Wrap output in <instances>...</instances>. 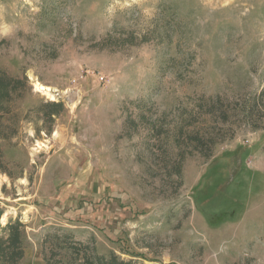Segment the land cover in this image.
Here are the masks:
<instances>
[{
	"label": "rangeland",
	"instance_id": "1",
	"mask_svg": "<svg viewBox=\"0 0 264 264\" xmlns=\"http://www.w3.org/2000/svg\"><path fill=\"white\" fill-rule=\"evenodd\" d=\"M0 78V264H264V0H0Z\"/></svg>",
	"mask_w": 264,
	"mask_h": 264
},
{
	"label": "trees",
	"instance_id": "2",
	"mask_svg": "<svg viewBox=\"0 0 264 264\" xmlns=\"http://www.w3.org/2000/svg\"><path fill=\"white\" fill-rule=\"evenodd\" d=\"M6 83H7L6 81H3V78H0V84H6ZM20 240H21L20 237L17 235V230H15L14 237L12 238L11 242H9L10 244L7 247L10 248V246H12L14 251H16V252L23 251L21 249V241ZM97 261H98L99 264H134L132 262H128V263L127 262H118L117 263V260H115V259H109L108 260V259H101V258L98 259L97 258ZM89 264H94V262L90 261Z\"/></svg>",
	"mask_w": 264,
	"mask_h": 264
},
{
	"label": "bare ground",
	"instance_id": "3",
	"mask_svg": "<svg viewBox=\"0 0 264 264\" xmlns=\"http://www.w3.org/2000/svg\"><path fill=\"white\" fill-rule=\"evenodd\" d=\"M35 86H36V88L39 90V91H42V92H44L46 95H48L49 97H51V98H54L53 96H54V94H53V92H52V89L49 87V86H46V85H44V84H42V83H40V82H35ZM42 145V144H41ZM5 220V219H4Z\"/></svg>",
	"mask_w": 264,
	"mask_h": 264
}]
</instances>
